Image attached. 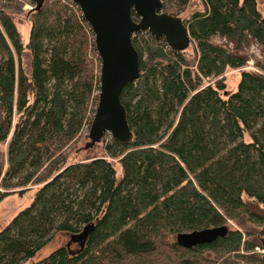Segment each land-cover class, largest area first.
<instances>
[{
	"label": "trees",
	"instance_id": "1",
	"mask_svg": "<svg viewBox=\"0 0 264 264\" xmlns=\"http://www.w3.org/2000/svg\"><path fill=\"white\" fill-rule=\"evenodd\" d=\"M190 1L163 0L178 16ZM202 2L185 20L192 52L172 50L146 31L134 35L141 77L121 94L133 139L122 143L108 133L102 156L70 160L96 111L101 58L94 32L76 3L46 0L26 12L25 43L16 24L25 14L22 4L0 0V145L7 144L1 186L40 185L32 203L0 230V264L34 259L58 233L80 248L59 247L35 264L261 260L264 61L259 71L242 70L237 90L229 92L226 72L244 67L247 58L212 37L237 48L253 39L264 50V13L257 0ZM8 194L0 191V202ZM244 221L261 227L263 238L229 228L225 237L192 248L176 239L180 232ZM91 223L86 240H78Z\"/></svg>",
	"mask_w": 264,
	"mask_h": 264
},
{
	"label": "water",
	"instance_id": "2",
	"mask_svg": "<svg viewBox=\"0 0 264 264\" xmlns=\"http://www.w3.org/2000/svg\"><path fill=\"white\" fill-rule=\"evenodd\" d=\"M33 10L40 9L46 0H34ZM76 3L95 35L101 58L100 95L90 126L89 146L101 142L106 134L122 142L133 139L127 110L121 101L124 87L141 77L140 55L133 37L148 32L156 39H164L177 52L192 44L189 28L181 16L170 14L163 0H71ZM134 14L138 16L135 18ZM95 228L91 223L78 240L85 241ZM229 232L227 225L206 227L177 234L179 245L192 248L209 244ZM260 264H264V255Z\"/></svg>",
	"mask_w": 264,
	"mask_h": 264
},
{
	"label": "rangeland",
	"instance_id": "3",
	"mask_svg": "<svg viewBox=\"0 0 264 264\" xmlns=\"http://www.w3.org/2000/svg\"><path fill=\"white\" fill-rule=\"evenodd\" d=\"M22 4V9L25 12L23 15L16 16V24L21 33L22 39L25 43L29 40V34L31 29V22L26 16V12L31 10L35 4L34 0H18ZM258 7L262 13H264V0H257ZM16 4V3H15ZM203 2L202 0H191L190 3L187 5L186 9L181 12L179 16H181L184 21L187 20L194 12L200 11L203 9ZM212 41L216 44L223 45L228 48L230 51L241 54L247 58V63L244 67L239 69H228L225 74V82H226V90L229 92H234L237 90L242 70L247 71H259V67L257 66L258 62L264 61V50L262 46L253 39H249L245 44H243L240 48H237L236 44L231 42L229 39L224 38L219 35H215L212 37ZM192 52V48H189ZM91 56V55H90ZM22 62L25 69L29 72L30 69V62L31 56L28 51L23 53ZM97 98H99V93L95 92ZM94 100V108L95 104L98 103V100ZM17 120V118H16ZM93 120V119H92ZM92 123V122H91ZM91 126V124H90ZM90 126H86L83 130V135L76 144V146H72L70 148L71 157L70 160H84L90 157H97L102 156L104 154L103 143L98 142L93 146H89L90 138H89V131ZM6 152H7V144L0 145V158L6 159ZM115 166L118 170V175L121 176L122 169L120 164L117 160H114ZM40 185L37 184H30L26 187H15L9 190L3 189L1 186L0 181V191L1 192H9L8 196H6L0 202V230L6 227L13 218L19 214L23 209L28 207L36 194V191L39 189ZM230 229H242V230H249L254 234V237L258 239L263 238L261 235V227L251 223V222H243L240 224L229 222L227 223ZM73 237L66 234V233H58L54 239L48 243L38 254L37 256L21 264H35L37 261L42 260L43 258L49 256L52 252L62 246H71L73 249H79L80 245L74 243ZM256 251L260 253V255H264V246L257 247ZM261 256V259H262ZM235 261L231 264H260L262 260L249 262L247 259H234ZM216 264H222V262H218ZM229 264V263H228Z\"/></svg>",
	"mask_w": 264,
	"mask_h": 264
},
{
	"label": "built area",
	"instance_id": "4",
	"mask_svg": "<svg viewBox=\"0 0 264 264\" xmlns=\"http://www.w3.org/2000/svg\"><path fill=\"white\" fill-rule=\"evenodd\" d=\"M35 6V5H34ZM34 6L33 7H31V9H33L34 8ZM96 92V91H95ZM95 92H94V96H95V99L97 98V96H96V94H95ZM97 92L99 93V95H100V89L99 90H97ZM96 100H98L99 101V98L98 99H96ZM97 105H98V103H96V105H95V108H97Z\"/></svg>",
	"mask_w": 264,
	"mask_h": 264
}]
</instances>
